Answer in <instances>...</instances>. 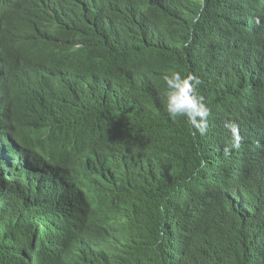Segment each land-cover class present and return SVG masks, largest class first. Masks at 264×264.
<instances>
[{
    "label": "trees",
    "instance_id": "16d2710c",
    "mask_svg": "<svg viewBox=\"0 0 264 264\" xmlns=\"http://www.w3.org/2000/svg\"><path fill=\"white\" fill-rule=\"evenodd\" d=\"M47 1L60 4L48 18L35 11L38 0H0V264H23L31 251L39 264H53L83 229L80 201L60 193L69 180L22 188L30 178L8 165L30 154L36 175L52 161L38 142L55 144L62 160L81 135L80 95L46 88L26 69L35 50L55 51L50 29L111 55L129 83L119 124L141 168L123 176L144 201L142 264H264V0H124L111 15L134 6L112 30L63 6L73 0ZM61 8L72 16L57 15ZM172 71L201 80L205 136L167 114L164 76ZM225 122L241 136L228 156Z\"/></svg>",
    "mask_w": 264,
    "mask_h": 264
},
{
    "label": "clouds",
    "instance_id": "9594fccd",
    "mask_svg": "<svg viewBox=\"0 0 264 264\" xmlns=\"http://www.w3.org/2000/svg\"><path fill=\"white\" fill-rule=\"evenodd\" d=\"M123 1L73 0L63 6L74 12L81 10L99 22L109 21L106 28L111 29L121 15L134 6L123 5L111 15L113 8L119 7ZM57 7L60 4L38 0L35 11L48 18ZM60 11L57 15L72 16L66 8ZM46 25V19H38L37 26L44 28ZM118 30L114 36H121L122 28ZM54 31L48 30V35L55 41V51L35 50L27 61L31 67L26 69L37 83L46 88L80 95L78 99H81L83 114L77 124L81 135L62 160L55 144L48 139L38 142L37 150L49 153L52 161L43 164L36 175L33 169L37 161L30 154L11 158L8 165L13 175L19 173L30 178V184L22 188L36 184L40 189L45 184L69 180L61 185L60 193L65 192L68 197L77 199L83 207V229L69 241L62 256L57 257L53 264H142L138 254L147 236L144 201L128 192L123 176L141 174V168L137 166L135 152L125 150L123 127L119 124L123 123L121 115L130 108L121 106L120 98L121 90L129 83L118 76L111 55L98 53L91 42L87 43L82 38L68 39ZM53 61L54 67L46 66L47 62ZM108 76L112 80L102 84L100 78ZM164 82L167 114L172 119L183 117L193 136H205L209 130V108L198 92L201 80L172 71L164 76ZM116 96H119L117 100ZM223 127L229 134L223 149L224 155L228 156L241 146V136L235 123L225 122ZM77 159L81 161L78 163ZM61 164L64 170L57 176H51ZM27 254L23 264H33L34 260L39 264L38 251L35 258L33 251Z\"/></svg>",
    "mask_w": 264,
    "mask_h": 264
},
{
    "label": "bare ground",
    "instance_id": "6f19581e",
    "mask_svg": "<svg viewBox=\"0 0 264 264\" xmlns=\"http://www.w3.org/2000/svg\"><path fill=\"white\" fill-rule=\"evenodd\" d=\"M76 161L79 163L81 160L77 159ZM33 264H37V261H35Z\"/></svg>",
    "mask_w": 264,
    "mask_h": 264
}]
</instances>
